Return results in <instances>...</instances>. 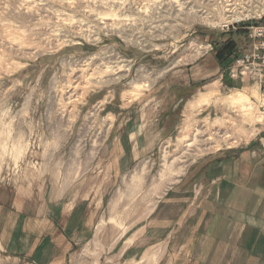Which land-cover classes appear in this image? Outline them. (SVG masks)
Returning a JSON list of instances; mask_svg holds the SVG:
<instances>
[{
	"label": "rangeland",
	"instance_id": "rangeland-1",
	"mask_svg": "<svg viewBox=\"0 0 264 264\" xmlns=\"http://www.w3.org/2000/svg\"><path fill=\"white\" fill-rule=\"evenodd\" d=\"M240 1L0 0V202L54 186L85 197L90 235L67 264H177L194 228L207 227L214 183L229 195L245 179L264 196V94L228 80L219 58L232 41L234 60L246 25L264 14ZM108 49L128 72L104 74ZM141 71L148 87L134 84ZM178 150L188 153L176 162L183 171L165 182Z\"/></svg>",
	"mask_w": 264,
	"mask_h": 264
},
{
	"label": "crops",
	"instance_id": "crops-1",
	"mask_svg": "<svg viewBox=\"0 0 264 264\" xmlns=\"http://www.w3.org/2000/svg\"><path fill=\"white\" fill-rule=\"evenodd\" d=\"M229 166L223 171L237 172ZM232 166L244 172L238 164ZM227 176L232 181L234 175ZM212 187L210 211L201 215L207 227L194 228L193 241L177 264H264V228H259L264 196L245 179L233 186L229 195L220 184ZM219 188L222 192L218 195ZM24 194L15 192L0 202V253L8 254L0 264H9V257L10 264H67L75 244L90 235V208L85 197L77 196L68 186L47 188L38 199L29 190ZM222 205L226 213H219ZM234 220L242 225L236 227ZM250 236L255 238L250 240Z\"/></svg>",
	"mask_w": 264,
	"mask_h": 264
},
{
	"label": "built area",
	"instance_id": "built-area-1",
	"mask_svg": "<svg viewBox=\"0 0 264 264\" xmlns=\"http://www.w3.org/2000/svg\"><path fill=\"white\" fill-rule=\"evenodd\" d=\"M241 1L242 7H264V0ZM246 19L249 20L250 17ZM246 26L245 47L238 51L224 73H227L226 77L232 80L257 83L264 94V14L258 16L255 21H250Z\"/></svg>",
	"mask_w": 264,
	"mask_h": 264
},
{
	"label": "bare ground",
	"instance_id": "bare-ground-1",
	"mask_svg": "<svg viewBox=\"0 0 264 264\" xmlns=\"http://www.w3.org/2000/svg\"><path fill=\"white\" fill-rule=\"evenodd\" d=\"M227 2V1H226ZM251 2H254V0H251ZM133 3V2H132ZM237 12V11H236ZM260 12H264V7H260ZM250 14H248V15H246V16H249ZM106 18V17H105ZM246 18H248V17H246ZM111 25V24H110ZM113 26V25H112ZM86 29V28H85ZM134 39V38H133ZM141 44V43H140ZM201 47V46H200ZM110 49V48H109ZM106 50L105 51V55H104V57L101 59V64H103V66L105 67H103L104 68V74L105 73H107V72H109V73H111L112 75H117L118 73H120V72H124V71H129L130 69H129V67H128V64H124V62H125V60H122V59H120V56H118L115 52H113L112 50ZM100 56V55H99ZM92 59V58H91ZM85 60V59H84ZM96 60V59H95ZM92 61V60H91ZM88 62V63H85L86 62V60H85V62H83L84 64H82L83 66H84V68H85V66H89V63L91 64V65H95V63H94V61H92V62ZM79 66V65H78ZM76 67V66H75ZM92 67V66H91ZM96 67V66H95ZM101 67V66H100ZM72 68H74V67H72ZM84 68H77L74 72H77V71H80V69H82V71H83V69ZM88 68V67H87ZM79 69V70H78ZM90 69V68H89ZM92 69V68H91ZM101 69V68H100ZM73 71V70H72ZM87 71H88V69H87ZM86 71V72H87ZM145 71V70H144ZM92 72V71H91ZM94 72V71H93ZM98 72V71H97ZM97 72H96V74H97ZM71 74V73H70ZM84 74V73H83ZM86 74V73H85ZM103 74V73H102ZM108 74V73H107ZM138 74V73H137ZM147 74V73H146ZM75 75V74H74ZM90 75V74H89ZM94 75V74H93ZM149 75V74H148ZM147 75V76H148ZM125 75L124 74H119L118 76H116V77H113V78H110V79H107V80H100L99 81V83H98V85L100 84V85H110L111 83H114V82H116V81H118L119 79H123V77H124ZM138 78H139V81L140 80H144L147 76L144 74V72H140L139 74H138ZM151 76V75H150ZM81 77V76H80ZM85 77V76H84ZM86 77H88V76H86ZM93 77V76H92ZM84 79V78H83ZM100 79V78H99ZM95 80V79H94ZM97 80H98V78H97ZM150 80H151V78H150ZM149 79H148V81H146V79H145V81L143 82V83H140V84H138V82L137 83H134V84H136V85H138V86H143V87H148L149 86V82H152V81H150ZM79 78H78V76H76L75 78H74V80H73V83H71V84H68V91H71V94H70V97H72V96H76V94H77V90H79L80 89V85H79ZM97 83V82H96ZM214 83H216V82H213V83H211L209 86H213L214 85ZM83 85V84H82ZM97 85V84H96ZM70 86V87H69ZM216 86V85H215ZM215 88V87H214ZM63 93V92H62ZM125 93V92H124ZM81 94H83V91L82 92H80V94H79V96H81ZM233 95V94H232ZM231 96V95H230ZM245 96V94H243L242 92H240V91H238L237 92V94L236 95H234L233 96V98L236 100L237 99V101H239V100H241V98H243ZM201 97V96H200ZM247 97V96H246ZM245 97V98H246ZM228 98V97H227ZM231 98H232V96H231ZM232 98V99H233ZM68 99V98H67ZM201 100H202V98H200ZM199 99V100H200ZM69 101V100H68ZM204 100H202V102H203ZM237 101H235V103L237 102ZM248 101V100H247ZM70 102V101H69ZM232 102H233V100H232ZM201 103V102H200ZM240 103H241V101H240ZM70 104H72V103H70ZM238 104V103H237ZM73 105V104H72ZM192 106V105H191ZM190 106V107H191ZM237 106V105H236ZM189 107V108H190ZM190 110V109H189ZM234 110V109H233ZM236 110V109H235ZM237 110H238V108H237ZM262 114V113H261ZM263 115V114H262ZM224 119H227V118H224ZM216 120V119H215ZM255 120L256 121H258V122H261V120H262V116L260 115L259 116V114H258V116H257V118H256V116H255ZM220 121V120H219ZM225 122H228L229 121V119L228 120H224ZM216 122V121H215ZM218 122V121H217ZM221 122V121H220ZM224 122V123H225ZM229 123V122H228ZM220 124H222V123H220ZM218 125H219V123H218ZM225 125V124H224ZM227 126V125H226ZM195 127V126H194ZM200 127V126H199ZM209 127H210V125H209ZM228 127V126H227ZM226 127V128H227ZM187 128V127H186ZM220 128V127H219ZM222 128H223V126H222ZM196 129V128H195ZM188 130H190V129H188ZM187 131V130H186ZM195 132H196V130H195ZM202 132V131H201ZM185 133H188V132H185ZM199 133V132H198ZM207 133H209V132H207ZM196 134V133H195ZM190 135V134H189ZM205 135V134H204ZM210 135V134H209ZM207 136L206 138H205V140L204 141H206L207 143H208V141L210 140H213L212 138L213 137H211V135L210 136ZM224 135V136H223ZM195 136V135H194ZM223 138H225L226 139V137H228V135L227 134H222L221 135ZM220 136V137H221ZM180 137H182V136H180ZM184 137H187V136H185L184 135ZM205 137V136H204ZM188 138V137H187ZM201 138V137H200ZM216 138V137H215ZM215 138H214V140H215ZM199 139H197V141H198ZM180 141V140H179ZM183 141V140H182ZM182 141H180V142H182ZM217 141V140H216ZM226 141V140H225ZM206 142H205V144H206ZM227 142V141H226ZM193 143H195V142H193L192 141V143H185V145L184 146H188V147H190V146H193L194 147V145H193ZM197 143V142H196ZM228 143V142H227ZM212 144V143H211ZM218 144V143H217ZM208 145H210V143L208 144ZM206 146H207V144H206ZM214 146V145H213ZM219 146V145H218ZM179 147V146H178ZM177 149V148H176ZM175 149V150H176ZM179 149V148H178ZM190 149V148H189ZM196 149V148H195ZM203 150H205V149H203ZM179 152H180V150H178ZM178 151L176 152V153H178ZM184 151V150H183ZM191 152V151H190ZM168 153V152H167ZM173 153V152H172ZM192 153V152H191ZM199 154V153H198ZM187 156H188V153L187 152H180V155H178L177 157H175L174 159H173V161H171V163L169 164V165H167V166H165L166 167V169H165V171L163 172V175H162V173H161V175L160 176H162V178H163V180H165V182H170V181H172L173 179H174V175H178L179 173H182V171H183V164H181V165H179L178 166V164L176 163V162H178L179 160H181V158H187ZM184 162L186 161V160H183ZM180 162H182V161H180ZM164 167V168H165ZM169 174H171V175H169ZM162 178H160L161 180H162ZM163 180L161 181V182H163ZM160 181V180H159Z\"/></svg>",
	"mask_w": 264,
	"mask_h": 264
},
{
	"label": "trees",
	"instance_id": "trees-1",
	"mask_svg": "<svg viewBox=\"0 0 264 264\" xmlns=\"http://www.w3.org/2000/svg\"><path fill=\"white\" fill-rule=\"evenodd\" d=\"M235 50L236 46L235 43H233L232 41H227L223 44V47L220 49V53L222 52V55H220L219 58L220 60H223V64L225 65V67L232 62Z\"/></svg>",
	"mask_w": 264,
	"mask_h": 264
}]
</instances>
